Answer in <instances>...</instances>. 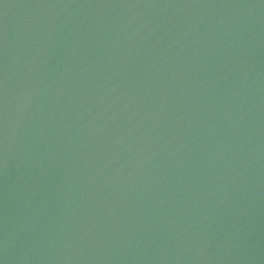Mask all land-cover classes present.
<instances>
[{
	"label": "water",
	"instance_id": "water-1",
	"mask_svg": "<svg viewBox=\"0 0 264 264\" xmlns=\"http://www.w3.org/2000/svg\"><path fill=\"white\" fill-rule=\"evenodd\" d=\"M264 140V0H0V264H165Z\"/></svg>",
	"mask_w": 264,
	"mask_h": 264
}]
</instances>
